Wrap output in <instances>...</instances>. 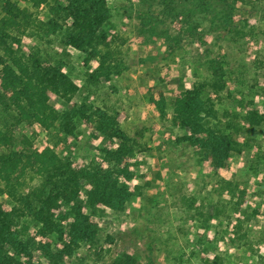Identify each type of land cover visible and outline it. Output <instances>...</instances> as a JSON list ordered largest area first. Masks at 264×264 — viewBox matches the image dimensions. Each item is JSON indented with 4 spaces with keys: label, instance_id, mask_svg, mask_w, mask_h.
Segmentation results:
<instances>
[{
    "label": "trees",
    "instance_id": "trees-1",
    "mask_svg": "<svg viewBox=\"0 0 264 264\" xmlns=\"http://www.w3.org/2000/svg\"><path fill=\"white\" fill-rule=\"evenodd\" d=\"M111 1L0 0V148L9 147L0 149V197L7 198L0 202V264H35L33 245L47 264L101 261L105 250L98 248V212L105 207L123 210L141 195L132 182L137 142L123 129L122 113L96 107L87 98L76 102L79 84L65 65L46 62L40 43L31 40L59 39L82 51L91 80L119 74L124 62L117 50L121 36L111 23ZM128 1L125 15L139 21L140 42H160L168 55L187 43L211 53L221 39L248 34L237 17L247 0ZM207 63L205 81L174 92L170 104L162 91L150 102L157 115L169 116L172 126L185 131L178 141L196 148L198 164L224 168L242 146L240 128L209 121L218 117L212 96L226 87V70L221 56ZM244 121L245 131L263 125L264 110H248ZM34 125L47 131L49 143L36 146L24 134L25 148H10L18 130L24 133ZM80 125L104 140L101 155L89 162L65 152ZM28 220L36 226L32 235ZM83 249L89 255L76 258ZM131 249L111 264H136Z\"/></svg>",
    "mask_w": 264,
    "mask_h": 264
},
{
    "label": "rangeland",
    "instance_id": "rangeland-1",
    "mask_svg": "<svg viewBox=\"0 0 264 264\" xmlns=\"http://www.w3.org/2000/svg\"><path fill=\"white\" fill-rule=\"evenodd\" d=\"M130 2L111 1V23L121 36L117 50L124 62L119 74L91 80L82 51L59 39H31L40 43L46 62L65 65L79 84L76 102L87 98L96 107L121 112L123 129L137 142L132 182L140 186L141 195L123 210L105 207L98 212V248L105 255L87 264H111L127 248L134 250L136 264H264V124L242 130L248 110H264V0H247L237 10L246 36L221 39L211 53L187 43L173 55L160 42H140L139 21L125 15ZM216 55L223 60L226 87L212 96L218 117L209 121L233 123L240 128L242 143L224 168L198 164L196 148L178 141L185 131L172 126L169 116L157 115L150 102L162 91L170 104L174 92L205 81L207 61ZM1 112L0 107V123ZM25 131L16 132L10 148H25L24 134L36 146L49 143L40 126ZM71 142L65 152L85 162L100 156L104 145L101 134L86 125L78 127ZM28 221L32 235L36 226ZM32 249L35 264L48 263L37 245ZM81 255L89 254L83 249L76 258Z\"/></svg>",
    "mask_w": 264,
    "mask_h": 264
}]
</instances>
